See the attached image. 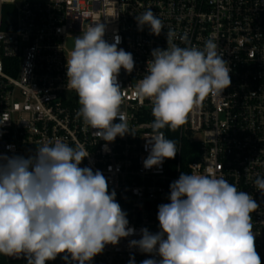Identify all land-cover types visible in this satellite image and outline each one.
<instances>
[{
	"label": "built area",
	"instance_id": "obj_1",
	"mask_svg": "<svg viewBox=\"0 0 264 264\" xmlns=\"http://www.w3.org/2000/svg\"><path fill=\"white\" fill-rule=\"evenodd\" d=\"M149 7L164 24L159 36L151 34L149 26L138 27L136 17ZM5 9L14 15L12 22L4 21ZM96 22L105 25L107 43L119 37L118 50L134 59L133 71L121 68L117 83L121 111L135 135L126 133L110 143L77 118L78 95L66 87L67 58L73 50L68 41ZM169 29L181 47L203 48L208 39L217 42L231 69V85L221 96L210 94L198 101L186 115L178 128L174 159L146 169L153 105L141 101L136 85L147 74L152 50L167 48ZM185 36L186 42L181 39ZM0 119L7 120L0 124V156L29 158L56 139L72 147L80 144L89 156L79 166L101 171L109 193L116 192L134 233L116 245H105L88 264L159 260L130 247V241L142 238V228L160 231L158 206L170 203V184L181 173L223 176L252 196L259 206L251 213L255 248L264 264V193L254 185L258 176L264 177V0H0ZM182 151L184 172L179 165ZM0 264H27V259L23 254L0 255ZM46 264L78 262L61 253Z\"/></svg>",
	"mask_w": 264,
	"mask_h": 264
},
{
	"label": "clouds",
	"instance_id": "obj_2",
	"mask_svg": "<svg viewBox=\"0 0 264 264\" xmlns=\"http://www.w3.org/2000/svg\"><path fill=\"white\" fill-rule=\"evenodd\" d=\"M136 20L141 30L149 26L156 36L164 28L150 7ZM104 35L105 25L96 22L75 38L67 58L66 87L78 95L77 118L110 143L126 133L135 135L121 111L117 83L121 68L133 71L134 59L118 50L119 37L109 44ZM166 35L167 48L152 50L147 74L136 85L141 101L153 105L146 169L174 159L179 151L162 129L177 130L198 101L210 94L221 96L231 85V69L217 42L181 47L173 30ZM181 39L187 41L186 36ZM117 118L120 122L114 123ZM6 121L0 119V124ZM88 156L83 145L72 147L60 139L44 143L29 158L0 156V255L23 254L27 264H46L67 253L72 261L88 264L105 245L134 233L101 171L79 166ZM254 185L264 193V177L258 176ZM168 199L170 203L158 206L160 231L142 228V238L130 241V247L160 257L141 264H261L251 223V213L259 206L251 195L223 176L181 173L170 184Z\"/></svg>",
	"mask_w": 264,
	"mask_h": 264
},
{
	"label": "trees",
	"instance_id": "obj_3",
	"mask_svg": "<svg viewBox=\"0 0 264 264\" xmlns=\"http://www.w3.org/2000/svg\"><path fill=\"white\" fill-rule=\"evenodd\" d=\"M4 12H5V10H4ZM3 18H4V21H5V19H6V14L5 13H3ZM2 28L3 29L6 28L5 24L2 25ZM161 131L164 133L166 139H171V140H174V141L177 142V140H178V138H177L178 129L173 131V130H170L168 127H165ZM185 161H186V155H185V152L182 151V153L180 155V159H179V165L181 167V171L182 172H184V163H185ZM175 162H176V159H175Z\"/></svg>",
	"mask_w": 264,
	"mask_h": 264
},
{
	"label": "rangeland",
	"instance_id": "obj_4",
	"mask_svg": "<svg viewBox=\"0 0 264 264\" xmlns=\"http://www.w3.org/2000/svg\"><path fill=\"white\" fill-rule=\"evenodd\" d=\"M6 14V21L7 23L8 22H12V20H14V15L11 13L10 9H5V12ZM68 47L69 49H73L74 48V41L70 40L68 41Z\"/></svg>",
	"mask_w": 264,
	"mask_h": 264
}]
</instances>
